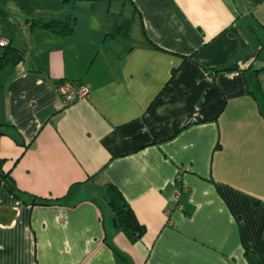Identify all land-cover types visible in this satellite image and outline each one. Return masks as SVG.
Wrapping results in <instances>:
<instances>
[{"label": "crops", "instance_id": "obj_1", "mask_svg": "<svg viewBox=\"0 0 264 264\" xmlns=\"http://www.w3.org/2000/svg\"><path fill=\"white\" fill-rule=\"evenodd\" d=\"M0 33L22 53L0 173L25 192L0 176V264H264V0H0ZM62 81L88 96L63 105Z\"/></svg>", "mask_w": 264, "mask_h": 264}, {"label": "trees", "instance_id": "obj_2", "mask_svg": "<svg viewBox=\"0 0 264 264\" xmlns=\"http://www.w3.org/2000/svg\"><path fill=\"white\" fill-rule=\"evenodd\" d=\"M76 24V17L71 15H65L59 18H37L31 21L30 27L46 29L52 31L54 33L60 35H69L73 32ZM155 46V45H154ZM156 47V46H155ZM22 58V53L19 52L16 48L10 46H6L0 54V68L5 66L6 64H16ZM235 68H227V70H231ZM1 164V161H0ZM1 180H4L9 191L15 194L16 196H20V194L25 193L19 188H17L14 184V181L8 174H1ZM108 194H109V205L112 211L115 214V222L120 230L127 236V238L131 242L139 241L146 232V228L142 225L133 209L129 205V203L125 200L124 196L120 192V190L114 186H108ZM32 203L42 204V205H51L52 201L46 199H37L33 197Z\"/></svg>", "mask_w": 264, "mask_h": 264}, {"label": "built area", "instance_id": "obj_3", "mask_svg": "<svg viewBox=\"0 0 264 264\" xmlns=\"http://www.w3.org/2000/svg\"><path fill=\"white\" fill-rule=\"evenodd\" d=\"M9 43L10 41L0 33V54ZM57 90L59 99L63 105L72 103L76 100L85 99L89 94L88 87L79 81H62L57 85ZM173 200L179 203L180 191L174 193Z\"/></svg>", "mask_w": 264, "mask_h": 264}]
</instances>
